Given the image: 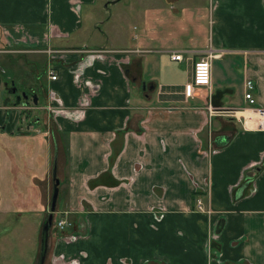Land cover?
<instances>
[{"label":"crops","instance_id":"obj_1","mask_svg":"<svg viewBox=\"0 0 264 264\" xmlns=\"http://www.w3.org/2000/svg\"><path fill=\"white\" fill-rule=\"evenodd\" d=\"M1 36L33 67L28 98L0 105V217L34 213L30 264L55 178L53 222L72 227L52 223L44 264H264V130L244 98L252 79L264 108V0H0ZM210 47V87L185 99Z\"/></svg>","mask_w":264,"mask_h":264},{"label":"rangeland","instance_id":"obj_2","mask_svg":"<svg viewBox=\"0 0 264 264\" xmlns=\"http://www.w3.org/2000/svg\"><path fill=\"white\" fill-rule=\"evenodd\" d=\"M122 7L123 2L110 5V12L122 9ZM100 8L102 11L104 10L103 3L100 5ZM1 40L3 42H0V105L3 103L4 90L7 86L6 83L9 84L14 82V87L17 89V92H23L25 91V87L22 83V79L25 76L29 77V72L33 71V67L27 64L30 60L29 54L7 52V49L15 47L9 45L7 43L8 41L4 40L3 36H1ZM35 56L38 58V61L35 62L36 70L42 73L43 56ZM10 96L12 101H14V96ZM40 103H42L41 97ZM35 106L29 103L27 107L22 108L23 112H21V114L24 118L25 125L33 123L35 117L39 115L40 112L37 111ZM49 111L51 112V110ZM27 129H30V127L28 126ZM31 131L36 132L33 128ZM3 183L4 179L3 176H1L0 165V187L3 186ZM25 217L22 218V214L15 212H11L8 216L3 218L0 217V264H30V257L38 250L36 249V241L33 239L36 238V235L32 233L29 227L26 228V223L30 221V218L33 219L35 217L34 213L28 212ZM40 227L41 226L38 227L37 237H39V232L41 234Z\"/></svg>","mask_w":264,"mask_h":264},{"label":"built area","instance_id":"obj_3","mask_svg":"<svg viewBox=\"0 0 264 264\" xmlns=\"http://www.w3.org/2000/svg\"><path fill=\"white\" fill-rule=\"evenodd\" d=\"M5 33L7 36L11 35V33L8 30H6ZM23 40H26L25 36L23 37ZM47 51L51 52L52 50L47 49ZM219 55L220 54L216 52V50L210 47L204 51L203 56H201L200 58L194 61L192 68V78L190 81L186 82L183 87V95L185 99L192 98L196 95L195 88L197 86L210 87L211 60ZM170 57L171 59L178 61L184 59L181 52H172L170 54ZM48 76L50 77V79H56L57 77L56 74L51 69L48 71ZM244 87H245L244 98L247 100L248 105L254 108V112L257 117V127L264 130V108L257 107L255 105V99L253 97V92H252L253 89L255 88V85L252 79H246ZM54 102H55L54 99L50 98L49 104L48 106L45 107V109L47 111L51 110V112H53L55 108V104H53ZM205 108L209 116L211 115L214 116L217 114H226L238 118L239 114L243 111L242 109L235 107H227V108L216 107L213 106L211 103H208L205 106ZM195 205L198 210L204 211V207L200 199H196ZM54 226L58 231V233L60 235H63V233H65L66 230L72 227V221H70L65 217H57L54 220Z\"/></svg>","mask_w":264,"mask_h":264},{"label":"water","instance_id":"obj_4","mask_svg":"<svg viewBox=\"0 0 264 264\" xmlns=\"http://www.w3.org/2000/svg\"><path fill=\"white\" fill-rule=\"evenodd\" d=\"M16 90L15 87H11L9 90L10 93H14ZM21 96L23 98H28V95L25 92L21 93ZM33 98V103L34 105L37 104V97L36 94L32 95ZM57 184L58 180L55 178V184H54V189H53V194L51 197V204H50V212L48 213V216L45 220V222L42 225L41 229V234H40V249H39V255L38 259L36 261V264H44L45 258H46V252L48 248V235H49V229L53 223V217H54V212H55V207H56V200H57Z\"/></svg>","mask_w":264,"mask_h":264},{"label":"flooded vegetation","instance_id":"obj_5","mask_svg":"<svg viewBox=\"0 0 264 264\" xmlns=\"http://www.w3.org/2000/svg\"><path fill=\"white\" fill-rule=\"evenodd\" d=\"M11 87L12 86H6L5 88H6V91H8L9 92V90L11 89ZM10 93V92H9ZM12 95H14V100H18L19 102H21V101H24V99L22 98V96H21V92H17L16 90H15V92L14 93H11Z\"/></svg>","mask_w":264,"mask_h":264}]
</instances>
